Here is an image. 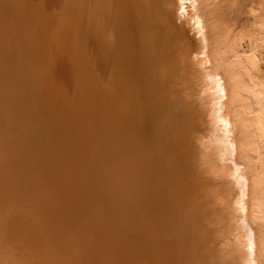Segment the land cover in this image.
Wrapping results in <instances>:
<instances>
[{"label":"bare ground","instance_id":"6f19581e","mask_svg":"<svg viewBox=\"0 0 264 264\" xmlns=\"http://www.w3.org/2000/svg\"><path fill=\"white\" fill-rule=\"evenodd\" d=\"M31 1L33 0H0V121L4 122L3 125L8 126L11 132L14 131L15 135L11 137L6 134L12 140V147L9 148L11 149L15 144L16 146L19 144L18 146L21 148H17L19 152L16 151V153L18 152L19 156H23L21 158L23 161L22 167H14V169L16 168L15 170L18 168L19 171H17L19 175H17V172L14 173V178L16 179L15 185L18 183L21 189L27 185L31 196H36L40 192L39 190H35L40 188H38L39 186H37L36 181L32 179L33 176H28V174L30 172L33 173L31 170L34 168H32V160H34L33 162H36L35 160L39 161L37 158L48 151L50 155L53 154V151L50 152L49 145L46 144L45 139H50L51 134H53V129L48 128L49 122L47 123V120L50 119L51 121V118L55 117H51L49 114L54 110H51L52 108L50 107L51 105H48V101H43L42 95H45L50 102L52 101V105L61 108L60 110H65L69 106H72L73 99L69 97L71 92L69 82L71 83L72 80H68L69 82L66 83L70 86V90L64 84L65 82L63 84L56 83V77L59 74L67 73L69 76L74 77L76 85H78L76 82V79H78L81 88L92 95L93 99L95 98L93 100L95 104L92 102V97L90 101L92 102L93 111L96 110V117L91 113L92 109L91 111L88 110L90 113L85 115L87 113L86 105L84 106L85 109H83L86 113L79 112L78 115L77 112L79 117L77 116V118L73 119L74 115H72V118H70L73 120L77 119L78 121L81 116L83 118L81 124H84L87 116L94 115L95 120H97V124H94L96 122L93 123L94 128L96 125V130L92 129L95 131V136L91 135L92 131L90 128V132L87 131V127H89L88 123L90 122L91 125V122H93L91 117L90 121H85L87 122L85 130L82 127L80 130L82 129L84 132L90 133L89 135L92 136L93 144H96V148L94 149L97 151L92 149L94 150L93 153L89 152V154L92 153L94 155L96 151L94 156L90 155L93 157V159H90L95 161L94 158L98 157L100 160L97 158L96 161L102 162L101 164L98 163L101 169L98 165L92 168L94 170L99 168L100 172H103L102 168H109L112 174L110 184L108 180L100 182V177L99 184L97 183L99 189L95 187L92 190H95V192L100 190L98 193L101 197H97L101 200H98V198L94 201L95 203L97 200L102 202L104 199L103 201H106L110 205L107 204V208L113 209L114 215L111 212L112 217L106 218L108 220L113 219L115 227L113 226L114 223L110 221V224H107L108 220L104 219L102 221L106 223L105 225H108V229L111 228L112 230V228H116L110 233H116L117 235L114 238H117L120 243L122 242L119 248L117 245V248L123 254L121 252V254L118 253L116 249L115 252L118 254L114 253L115 256L119 255L120 257L122 255L125 257L124 259L118 258L119 262L117 263V257L114 256L115 258H113L110 255L114 259V262L116 260V263L119 264L123 259L122 263L124 264H264V172L261 173L262 171L256 170L258 165L255 163L256 160L263 161V163L261 162L263 169L264 142L260 140L264 138V96H261L264 93H258L256 91L257 87H255L251 88L253 91L251 90L252 94L250 93L249 95V93L246 94V90L240 87L241 79L239 80L235 65H242L249 58L242 56V54L240 55L239 51L235 48L232 49V59L228 62L223 59V56L226 58V55H222L224 53L219 51L222 58L220 57V61L217 59L219 63L213 65V53L211 52V44L213 43L210 41L212 39H210L209 33L210 25L206 15L207 12H205L209 5L206 0H40L39 4L41 8L38 7L39 4L37 6L35 4L31 5ZM45 2H48L52 9L51 16L48 18L53 23L49 24L50 28H54L52 32L45 30L47 27L44 23L40 27L36 26V19H40V16L41 18L44 17L42 14L44 6H46ZM47 11L45 10L46 14ZM44 20L46 21L47 19ZM186 23L192 28V31L195 30L200 41L201 52L198 56L195 54L197 56L195 57L196 59L193 57L194 45L191 39L194 37L190 38L188 36L191 35L186 34L184 27ZM54 25L56 28L53 27ZM214 50L216 49L212 51ZM12 52L15 55V58L12 56L15 59L13 61L16 63L11 66L12 63L10 61L9 68L4 69L3 67H6L5 65L9 61L7 57L10 58L13 54ZM215 53L216 51H214ZM5 55L7 56L5 57ZM194 65L200 71L198 72L199 74L202 72L203 76L207 77V81L203 83L204 86L202 88L197 87L199 89L198 91L196 90L197 92L190 93L188 89L193 87V85L191 84L192 86L190 87L188 85H190L189 80ZM246 66L244 68H247ZM211 67L213 70H211ZM10 68L12 70H9ZM5 70H9L10 72H6ZM3 72L5 76H3ZM246 72L248 71L246 70ZM7 74L10 76L11 81H8L10 80L8 77V82H6L5 78ZM197 84L199 86L201 83ZM239 87L244 92L246 91V93L242 91L243 94L241 93V95H246V98L253 96L257 99L259 105L257 106L255 99L254 103L256 105L250 102V98L248 99L249 103L248 101H243V96H241L243 100L238 101L237 90H240ZM68 90L70 91L69 93ZM260 92H263V90ZM257 96L260 98L259 102ZM81 99L84 100V97ZM84 101H81L82 104L85 103ZM91 102L88 103L87 100L88 105ZM243 102L244 104L248 103L246 106L249 111L245 110L251 114L245 112L248 114V117L247 115L246 117L243 116L245 115L244 111H241L242 106H245ZM237 104L242 106H237ZM93 105H96V108ZM236 106L240 107V110ZM88 107L91 108L90 106ZM245 107L244 109H246ZM255 107H258L257 110ZM79 111H82L81 108ZM46 113L49 115L47 116ZM53 114L55 113L53 112ZM83 115L86 116L85 119L82 117ZM64 117L66 118V116ZM59 118L62 121V117ZM53 120L55 121V119ZM203 120L207 121L205 127H208V124L210 125L209 131L203 129L204 127L201 124ZM73 122L75 123V121ZM80 122L78 121L77 123L80 124ZM57 123L60 122L57 120ZM54 124L52 123V125ZM3 125L1 123L0 128ZM65 125L67 126V124ZM58 128L61 129V127ZM49 129L52 131L51 133ZM75 129L76 132H72L74 131L72 130L71 134L74 133L73 135H75L79 131L77 128ZM88 133L83 134L86 135L83 137L85 141H88V139L91 141V137H87ZM68 134L71 136L69 132ZM255 134L259 135L260 138L257 137L258 142H256V139V144L253 139H249L253 138ZM66 135L65 133V138L68 136ZM14 136H16V139ZM79 136L76 135L75 137ZM3 137L0 134V148L2 147V143H4L3 140L6 139H3ZM69 137L62 139L67 141ZM80 137L78 144L82 140ZM248 140L251 141L248 142ZM259 141L263 143V146L260 145V147L262 146L260 150L256 149ZM70 144L72 145V143ZM61 145L64 146V144ZM84 145L86 144L84 143ZM79 146L81 145L79 144ZM88 146H84L86 149H83L87 151ZM90 146L89 148L91 149ZM251 146L253 147L251 148ZM253 149H255L254 153L257 150L259 152L258 155L252 154L255 160L250 157L252 153L250 151H253ZM15 150L12 151L11 149L10 151L14 153ZM71 152L69 153L72 154ZM74 152L75 155L81 154L80 151L78 152V149L74 150ZM83 154L86 155L85 151ZM14 155L16 157L15 153ZM59 156H61L59 158L63 159L61 154ZM82 156L84 157L83 160L89 158L88 156ZM214 156L216 157V164L218 166L216 170L211 169V165H214L212 158ZM5 157L7 158V156ZM85 157L87 158L85 159ZM25 158H29V161H25ZM44 158L40 160L43 162ZM48 158L46 157V160ZM65 158L68 157L65 156ZM10 159L13 160L14 158ZM10 159L7 158V161ZM16 159L18 160V158ZM46 160L44 161L47 162ZM78 160L79 162L82 160L81 156ZM10 161L7 163H11ZM70 162L73 163L74 161L70 160ZM0 163L3 166L5 162ZM50 163L52 162L50 161ZM72 163L68 164V167L70 165L73 168L75 163L73 165ZM84 163L81 167L86 165ZM89 163L87 162V164ZM59 164L63 165V163ZM10 166L13 167L12 164ZM66 166H64V169L68 168ZM14 169L11 170L13 171ZM107 170H105L106 173L109 172ZM62 171L59 172L61 173ZM78 171L75 172L74 170L73 172L78 173ZM83 172L81 171L82 175L85 174ZM96 172L98 175V170L93 173ZM226 172L230 173L228 177ZM7 173L9 174V172ZM88 173L89 175L91 174L89 171ZM10 174L12 173L10 172ZM57 174L59 175V173ZM95 175L93 177H96ZM69 176L68 178L74 177L72 175ZM6 177L5 179L8 178ZM3 178L1 177V179ZM59 178L61 179V177ZM76 178L79 181L81 180L80 176ZM216 178H225L228 180L226 182L229 185L232 183L231 186H228L229 189H226L227 193H236L235 195H238V197L233 195L236 199L232 198L234 200L231 201L232 199L229 200L225 195H219L216 188L213 187V182ZM67 180L70 181L69 179ZM88 182L90 183L89 180ZM47 183H49L48 180ZM81 183L79 184L84 186ZM94 183H91L93 187L96 186ZM67 185L66 189L72 191V186L70 185L71 187H69V184ZM36 186L37 188H35ZM86 188L89 189L88 187ZM86 188L82 190L85 192ZM91 188L90 186L89 190ZM16 189L14 192H16ZM56 189L58 191V188ZM74 190L78 192V189L74 188ZM82 190L79 193H82ZM92 190L87 191L92 192ZM98 193H89L93 195L89 197H93L95 200L94 196L98 195ZM86 195L88 196V193ZM68 196H71L70 193ZM80 199L78 198L76 201L83 202ZM85 199L86 197L83 200ZM88 201V199L85 200L86 203ZM0 203L3 202L1 201ZM6 203L2 207H6ZM86 203H82L81 205L84 207ZM93 204L89 205L90 208ZM48 205L43 207L40 201L38 203L34 201L33 204L26 201L23 206L21 205L22 207H20V204L17 206V203L14 206L21 209H19L23 214L21 216H24L26 219V221L23 220L22 222L25 225L35 224L37 227L35 229L41 231L40 235L43 233L44 235L42 236L46 240L49 236L54 237V233L45 229V223L42 221L43 218L38 219V214L40 212L43 214L42 210L48 209L50 207ZM69 205L71 204L69 203ZM73 205L77 206L76 203ZM98 205L100 206L99 203ZM102 205H104V202H102ZM89 206L85 207V209L89 208ZM93 207L98 209V206ZM104 207L102 206L103 209ZM80 208L79 212L84 216L82 210L84 208L82 206ZM7 209L9 211L10 208ZM67 209L69 211L71 208L68 207ZM2 211L8 212L7 210ZM70 211L68 213L74 212ZM90 211L89 213L92 212ZM79 212L77 210V213ZM93 213L98 214L100 212L94 211ZM97 214L93 215V217L97 216ZM1 215H4V213ZM9 215L11 216V213ZM17 215L19 213L15 215V219L13 218V220H10L8 217V219L6 218L7 223H14L13 225L15 226L13 227L11 224L12 228L10 227L8 230L13 232L10 233L15 234L21 228L19 227L14 231L17 228L15 224L17 223L18 225L20 221ZM91 215H88V217H91ZM103 215L105 217L106 214L103 213ZM6 216L5 214L3 217ZM46 216L48 215L46 214ZM107 216L109 217V215ZM53 217L54 215H51L50 218L52 219ZM77 217L79 218V216ZM77 217L75 216L74 218L76 219ZM84 217L86 218L87 216ZM74 218L72 216V220L70 217V222L68 221L70 225L67 222L69 227L72 223L71 220H75ZM95 219L97 220L99 217ZM52 220L54 221L55 219ZM86 220L88 221V219ZM1 221L3 223L4 220ZM48 223H50V220ZM76 224H80V222ZM6 225H2L3 230L0 229V244L1 242L3 244L6 238H9V236L6 237V229L9 225ZM77 227L79 228V226ZM93 227L95 228V225ZM105 228L107 229V227L103 229L102 226V228L97 230H102L100 232L102 234ZM9 231H7V234H9ZM96 231L93 230V232ZM83 233L87 234L86 232ZM104 233L107 234L106 231ZM14 234L11 236H15ZM85 234L79 237L81 238ZM105 234L102 236L105 237ZM89 235L94 236V233H90ZM91 236L90 238H92ZM90 238H88L89 242H87L89 244L96 237ZM114 238H112L111 244H113ZM104 239L106 240V237ZM122 239L125 241H121ZM16 240H20V238L17 239L16 237ZM16 240L14 239V244ZM95 241H99V239ZM95 241L94 247L98 245V242L96 243ZM123 242H126L124 247H122ZM81 243L86 242L81 241ZM48 244L51 247L52 244ZM67 244L69 243L67 242ZM89 244L86 246L83 244L84 246L82 247L88 246V249H91V252L95 253L96 250L94 251V247H90L92 244L90 246ZM99 244H103V242L99 241ZM54 246L52 245V247ZM13 247H11V250ZM100 247L102 248V246ZM7 248L6 251L8 252L4 249V255L2 254L3 252L0 254L1 256L3 255L2 259L0 258L1 264L7 261L8 258L6 256L9 257L5 253L11 252ZM60 248L63 247L60 246ZM80 248H77L70 255L67 250L64 253L60 252V250H56V252H52L50 249L44 250L42 254H38L41 258L38 257L42 264H79L83 258H87L88 261L91 257L90 250L87 249V252H84L85 250L82 252L83 248L82 250ZM101 248L97 250V253ZM17 249L19 250V248ZM111 249L104 251L102 249L100 252H107L104 254L109 255L108 252ZM15 251L13 250V254H15ZM113 251L114 249L111 252ZM86 253H89L90 257L88 255L86 257ZM97 253L94 255H98ZM9 255L12 254L10 253ZM94 255L92 256L95 257ZM102 255L100 254L99 256L101 257ZM100 257L97 256L95 258L100 259ZM102 257L108 258L105 255ZM3 258L6 261L2 263ZM12 258L16 257L13 256ZM110 258L105 261H109L111 264L113 259L110 260ZM9 259L11 258L9 257ZM18 259L20 260L19 256L15 259L16 262L14 260L15 263L13 261L10 262L17 264ZM92 259L95 260L92 257L89 260L92 262ZM99 261L97 260L98 263H100ZM105 261L102 262L104 263ZM23 262L24 260L22 259L20 262L18 261L19 264H24ZM109 262L107 263L109 264ZM114 262L112 264H116Z\"/></svg>","mask_w":264,"mask_h":264},{"label":"rangeland","instance_id":"374dc122","mask_svg":"<svg viewBox=\"0 0 264 264\" xmlns=\"http://www.w3.org/2000/svg\"><path fill=\"white\" fill-rule=\"evenodd\" d=\"M34 1V0H33ZM33 1H31L32 2V4L31 5H34L35 4V6H37L39 3H40V0H35L34 1V3H33ZM30 2V3H31ZM206 2L208 3V5H209V7L205 10V12H207L206 13V15H207V19H208V22H209V25H210V31H209V33H210V39L212 38L213 39V42H212V39L210 40L211 41V43H213V44H211L212 46V50L213 49H216V50H214V51H216V53L214 54V51H212L211 50V52L213 53V55H212V60H213V65L215 64H217V63H219L218 62V60L217 59H219V61H220V59L222 58V55H226V58H225V56H223V59L224 60H226V62H228L229 60H231L232 59V49H236L237 51H239L238 53H240V55L242 54V56H244V57H248L249 59L245 62V63H243L242 65H235V70L237 71V73H238V77H239V80L241 79V81H240V87H242V89L243 90H246L247 91V93H246V91L244 92L243 90H241V88H240V90L238 91L237 90V93H238V101H240V100H243L242 98H244V100L243 101H248V99L250 98L251 100H250V102L252 103V104H257V106L259 105L258 103H257V99L256 98H254L253 96H251V97H248V98H246V95L244 96V95H241V93H242V91L244 92V93H246V94H248L249 93V95H250V93L252 94V92H250L253 88H255V87H257L255 90L256 91H258V93H264V0H206ZM45 5L46 6H44V12H43V14H42V16H44L43 18H41V16H40V19H36L37 20V22H38V24H37V22H36V26L38 27H40V25L42 26V25H46V31H49V32H52V30L54 29V28H50V26H49V24H53L50 20H48V18H50V16H51V12H52V9H51V6H50V4L48 3V2H45ZM30 7V6H29ZM34 7V6H33ZM38 7L39 8H41V6H40V4L38 5ZM31 8V7H30ZM45 10L47 11V10H50V11H47V14H46V12H45ZM36 11V10H35ZM49 12V13H48ZM45 13V14H44ZM49 16V17H48ZM44 19H47L46 21L44 20ZM40 20H42V21H40ZM41 23V24H40ZM44 23V24H43ZM55 25H56V23H54ZM48 25V26H47ZM55 25L53 26V27H55ZM52 26V25H51ZM44 27V26H43ZM48 27H49V30H48ZM185 32H186V34L187 35H191V36H188V37H194V38H191L192 39V42H193V50H194V52H193V57L195 58V57H197L198 55H199V53L201 52V48H200V41H199V38H198V36L196 35V32H195V30H193L192 31V28H190V26H188V24L186 23L185 24ZM56 28V27H55ZM193 32V33H192ZM197 38V39H196ZM194 39H196L197 40V42H196V40H194ZM217 43V44H216ZM196 44V45H195ZM217 46V47H216ZM218 49V50H217ZM222 51V53H224V54H222L221 55V53L220 52ZM13 54L11 55V57L9 58V57H7L8 59L7 60H9L8 61V64H6L5 66L6 67H3L4 69H8L9 68V64H11V66H13L14 65V63H16V62H14L15 61V55H14V52H12ZM195 54L197 55V56H195ZM217 54V55H216ZM216 55V56H215ZM218 55H221V56H218ZM4 56V55H3ZM7 55H5V57H6ZM12 56L14 57V58H12ZM215 56V57H214ZM219 57V58H218ZM221 57V58H220ZM193 58V59H194ZM13 59H14V61H13ZM196 59V58H195ZM216 59V60H215ZM215 60V61H214ZM11 61V63H9ZM241 64V63H240ZM212 65V66H213ZM247 65V66H246ZM2 66H4V65H2ZM247 67V68H244V67ZM8 67V68H7ZM192 67V66H191ZM191 67H190V69H191ZM12 68V67H11ZM9 69V70H12V69ZM194 68H195V70H194ZM194 68L192 69L193 70V72H194V74H193V72L191 71V77H190V80H189V84L190 85H188V87H190V86H192L193 85V87H191L190 89H188V91L191 93V92H197L199 89H197V87H199V88H202L203 86H204V84L203 83H205L206 81H207V77H205V76H203V74H202V72H201V74H199L198 72H200V71H198V69H197V67H195V65H194ZM9 70H5L6 72H10ZM211 70H213L212 69V67H211ZM246 70L248 71V72H246ZM4 71V70H3ZM12 72V71H11ZM195 73H197V74H195ZM6 74V73H5ZM58 75V74H57ZM56 75V76H57ZM59 75H60V77H59ZM58 75V77H56L57 79H56V83L58 84H63L64 82V84L66 85V87H70L71 88V90H70V88H69V90L71 91H69L68 90V93L70 92V94H69V97H71L72 99H73V104H72V106H69L70 107V109H69V107L67 108V109H65V110H60L61 108H58V107H56V106H54V105H52L51 103H52V101L50 102V100L45 96V95H42L43 96V101L44 102H47L48 103V105H51L50 107L52 108L51 110H54V111H52V113H49L50 115H51V117L53 116H57L58 114L60 115H58L56 118L54 117V118H51V121H50V119H48L47 120V123H48V128L50 127V129L53 131H50V129H49V131H50V133L52 132L53 134H51V138L49 139H45V141H46V144L47 145H49V148H50V152H52L53 154V156L52 155H50V153H49V151L48 152H46V154H43V155H40L41 157H38L37 158V156H36V158L37 159H39V161L38 160H35L36 162H33L34 160H32V163H33V166H32V168L33 169H31L32 170V172L33 173H31L30 172V174H28V176H31L32 177V179L33 180H35L36 181V184H37V186H39L38 188H40V189H35V190H39L40 192H38V194H36V196H31V193H29V191H28V186L26 185V186H24L23 187V189H21L20 188V186L18 185V183L15 185V178H14V173H16L17 171H18V168H17V170H15L14 169V167H22L21 165H22V157L23 156H19L18 154V149L17 148H21L20 146H16V144L14 145V142H13V145L15 146H13V148H11L12 149V151H14L15 150V148H16V150H15V154H16V157H15V155H14V153L12 152V151H10L11 149L9 148V147H12V140H11V138H9L8 136H6V134H8V135H10V137L11 136H13V135H15L14 134V131H12L11 132V129L10 128H8V126H6L5 124V126L3 125V123L4 122H1L0 121V126H1V123H2V127L0 128V134L2 135V137H3V135H4V137H3V139L4 138H6L5 140H3V142L4 143H2V147L0 148V162H5L6 163V165H5V163H3V166L2 165H0V167L2 166V168L0 169V176L3 178V179H1V177H0V200L3 202V203H0L1 205H0V214H2V213H4V215L6 214L7 216L6 217H3L4 215H1L0 216V229L1 230H3L2 229V225H6V223H7V219L8 218H10V220L12 219L13 220V218L15 219V215L16 214H18L19 213V215H17L18 216V218H20V221L18 222V225H17V223L15 224L16 226H17V228H15V230L14 231H16L19 227H21L20 228V230L18 231V232H15V234L14 233H10V232H13V231H9L8 229H10V227L12 228V225L14 224V223H10V222H8L7 223V225L6 226H8L9 225V227L6 229V237H8L9 236V238L7 239L6 238V240L4 241V243L2 244V242H1V244H0V254H1V252H3L4 251V249H5V251H6V248L8 247L9 249H10V253L14 256V257H16V258H12L13 256L12 255H9L10 253H5L6 255H8L11 259H9V257H7L6 255V258H8L7 259V261L6 260H4V258H3V260H2V263H3V261H6L5 263H3V264H9V263H13L14 262V260L15 259H17V256H19L20 257V260L22 259V260H24V264L26 263V264H42L41 263V260H40V258H41V256L40 255H38V254H42V252L44 251V250H49L50 249V251H52V252H56V250H60V252H62V253H64V252H66V250H67V252H68V254L70 255V254H72L73 252H75V250L77 249V248H79V247H81L80 249L82 250V246H84L83 244H85V246L86 245H88L89 243H87V242H89V239L88 238H90V236L91 235H89L90 233L91 234H93L94 233V236H91L92 238L93 237H96V238H94L93 240H91L90 242V244H92V246H90V244H89V246L90 247H94L93 245L95 244L94 243V241L95 240H98L99 239V241L102 243L103 242V244H99V241H95L96 243L98 242V245H95V247H94V251L96 250V252L95 253H97V250H99V248H101L100 246H102V248H101V250L102 251H104V250H108V249H114V251L113 252H111L112 251V249L110 250V252H108L109 253V255L108 254H104V253H107V252H98L97 254L98 255H94L95 253L94 252H91V249H88L89 247L87 246V247H84L83 248V250H82V252L84 251V252H87V249L88 250H90L89 252L91 253V257L92 258H94L95 260L97 259V260H100L99 262L100 263H98L97 262V260L95 261V260H93L92 259V262L89 260L91 257H90V255H88L87 253H86V257H87V255L90 257H88L89 259H88V261H87V258H83L82 259V261L81 262H79V264H108L107 262H109V261H105V260H109L108 258H110L111 256L110 255H112V257L113 258H115V257H117V263L119 262L118 261V258H123L124 259V257L125 256H120L119 257V255L118 256H115V253H122V251H119L118 250V248H119V246H121V244H122V242L120 243V241H118V239L117 238H114V237H116V233H110L113 229H116V228H112V230H111V228H109L108 229V225H105L106 223H104L102 220H108L107 218H110V217H112L111 216V212H112V215H114L113 214V209L112 208H107V202L106 201H103L102 200V202H104V205H105V207H104V205H102V202L101 201H98V200H101L99 197H97V196H100L99 195V191L100 190H98V191H96L97 193H98V195H96V196H94L95 197V200H94V198L93 197H89V196H93L92 194H89V193H93V194H95L96 192H95V190H92L93 188L95 189V187H96V189H97V187H98V184H99V178L101 177V181L100 182H102V181H107L108 180V182H109V184H110V178H111V176H112V174L110 173V171H109V168H102V170H103V172H100V170H99V168L98 169H96V170H94L93 168L94 167H96V165H98V163H102V162H100L99 160V158L98 157H96V158H94L95 159V161L94 160H92L93 159V157L92 156H90L92 153H93V151L94 150H96V149H94V148H96V144H93L94 142H92L93 140H92V136H90L89 134L90 133H88V132H90L89 130L91 129V135H93V136H95V131H93L92 129H95L96 130V125H95V128L93 127L94 126V124H97V120H95V117H96V110H94L93 111V108H92V102H93V100L95 99H93V96L92 95H90L87 91L85 92L84 91V89L83 88H81V85L79 84V80L78 79H76V82H77V84L78 85H76L75 84V79H74V77L73 76H69L67 73L65 74H59ZM65 75V76H64ZM3 76H5L4 75V72H3ZM67 76V77H66ZM69 76V77H68ZM202 76V77H201ZM10 78V76L7 74V77L5 78L6 79V82H8V81H11V78H10V80H8L7 81V78ZM66 77V78H65ZM72 77V78H71ZM201 77V78H200ZM4 78V77H3ZM8 78V79H9ZM194 78V79H193ZM198 78V79H197ZM205 78V79H204ZM5 79H3V80H5ZM192 79L194 80L193 81V83H192ZM196 79V80H195ZM62 80V81H61ZM68 80H72V82L70 83ZM201 80V81H200ZM199 81V82H198ZM204 81V82H203ZM69 82V84H70V86H68L66 83H68ZM10 83V82H9ZM13 83V82H12ZM197 83H201V84H199V86H198V84ZM242 83H243V85H242ZM254 83V84H253ZM256 83V84H255ZM192 84V85H191ZM257 84H258V86L260 87H258L257 86ZM12 85V84H11ZM197 85V86H196ZM253 85H255L254 87H252ZM187 87V88H188ZM67 88V89H68ZM238 88V89H239ZM245 88V89H244ZM252 88V89H251ZM259 88V89H258ZM78 89H80V90H78ZM191 89H192V91H191ZM195 89V90H194ZM261 89V90H260ZM197 90V91H196ZM263 90V92H260V91H262ZM82 91H84V92H82ZM200 91H202L201 89H200ZM199 91V92H200ZM253 91V90H252ZM255 92V91H254ZM253 92V93H254ZM78 93V94H77ZM243 94V93H242ZM85 95V96H84ZM256 95H257V93H256ZM256 95H254V96H256ZM90 98H89V97ZM241 96H243L242 98H241ZM248 96V95H247ZM258 96H259V94H258ZM258 96H257V98H258ZM261 96H264V95H262L261 94ZM76 97V98H75ZM82 97H84V100H82L81 98ZM91 97H92V102L90 101L91 100ZM47 98V99H46ZM75 98V99H74ZM88 98V99H87ZM246 98V99H245ZM262 98V97H261ZM252 99H253V101H252ZM254 99H255V103H254ZM259 99L260 98H258V102H259ZM264 99V98H263ZM263 99H261V100H263ZM77 100V101H76ZM87 100H88V103L89 102H91V104H89L88 105V103H87ZM260 100V101H261ZM81 101H84L85 103H87V104H85V103H83L82 104V102ZM78 103V104H77ZM242 103V102H241ZM240 103V104H241ZM248 103H249V101H248ZM247 102H246V104H244V102H243V104L246 106L247 104H248ZM250 103V104H251ZM85 104V105H84ZM93 104H95L94 102H93ZM239 104V105H240ZM251 104V105H252ZM255 104V105H256ZM83 105V106H82ZM87 105V109H86V111H87V113H86V111H83V109H85V107L84 106H86ZM238 104H237V106H239ZM53 106V107H52ZM77 106V107H76ZM80 106V107H79ZM88 106H90L91 108H89ZM236 106V108H238V110H240L239 108L240 107H237ZM240 106H242V105H240ZM245 106H242L241 108V111L243 110L244 112V114L245 115H243V116H245L246 117V115H247V117H248V114H250V112L248 113V112H246L245 110H247V111H249L248 109H247V106L245 107ZM93 107L94 108H96V105H93ZM244 107L246 108V109H244ZM252 107H253V105H252ZM76 108H79V109H76ZM80 108H81V110L82 111H79L80 110ZM89 108V109H88ZM256 108V110H257V108L258 107H255ZM254 108V109H255ZM91 109H92V111H91ZM88 110H90L91 111V113L92 114H94L95 115V117H94V115H92V116H85V115H87L88 113H90V111H88ZM255 110V111H256ZM51 112V111H50ZM53 112L55 113V114H53ZM59 112V113H58ZM74 112H75V114H76V116H75V114H74ZM77 112H78V115H79V112L81 113V112H83V114L84 113H86L85 115H83L82 117H84V119H85V117L87 118V120L85 119L84 120V124H81L83 121V118H81V116H80V118L78 119V121H81L80 122V124H78L77 122V119L76 120H73L74 118H77ZM248 113V114H246V113ZM66 113H68V114H66ZM242 113V114H243ZM47 114V113H46ZM49 114H47V116L49 115ZM62 114V115H61ZM66 114V115H65ZM69 115V117H67ZM72 115H74L73 116V119H71L72 118ZM80 115H82V114H80ZM89 115H91V114H89ZM251 115V114H250ZM64 116H66V118H70L71 120H73V121H75V123L73 122V121H71L70 119H66ZM59 117H62V121L60 120L61 118H59ZM79 117V116H78ZM90 117H91V120L93 121V122H91L92 124L94 123V122H96V123H94L92 126L90 125V122L88 123V125H89V127H87V122H85V121H90ZM93 117H94V119H93ZM49 118V117H48ZM64 118V119H63ZM53 119H55V121L53 120ZM57 120H58V122H60V123H63V122H65V123H63V124H60V123H57ZM95 120V121H94ZM13 121V120H12ZM67 121V122H66ZM54 122H56L55 124H54ZM69 122V123H68ZM71 122V123H70ZM52 123L54 124V125H52ZM21 124V123H20ZM65 124H67V126L65 125ZM86 124V125H85ZM202 124V127H204L203 129H205V131L206 130H210V125L208 124V127H205V125H207V121L206 120H203V122L201 123ZM204 125V126H203ZM54 126V127H53ZM71 128H70V127ZM73 126V127H72ZM76 126V127H75ZM79 128H78V127ZM93 127V128H91V127ZM58 127H61V129L60 128H58ZM63 127V128H62ZM65 127H67V128H65ZM83 128V130H85V128L87 127V131L88 132H84L82 129L80 130V128ZM72 128H74V129H72ZM75 128H77V130H79V131H77V133H75V135H73L74 133H72L71 134V131L72 130H74V131H72V132H76V129ZM90 128V129H89ZM57 131H59V132H57ZM65 131H64V130ZM70 129V131H68ZM72 129V130H71ZM6 130H7V132H6ZM10 130V131H9ZM2 131V132H1ZM80 131H82V132H80ZM11 132V133H10ZM64 132V133H63ZM68 132L71 134V136L68 134ZM59 133V134H58ZM61 133V134H60ZM65 133L68 135H66L67 137H69L68 139H67V141H69V142H67L65 139L67 138H65ZM82 134V136H81V134ZM87 134L88 133V135H87V137L88 136H90L91 137V141H90V139H88V141L86 140L85 141V139L83 138V137H85L86 135H83V134ZM94 133V134H93ZM53 135V136H52ZM58 135V136H57ZM64 137H63V136ZM79 136L82 140V142L80 141L79 142V144L82 146H79V144H78V141H79V137H75V136ZM61 136V137H60ZM74 136V137H73ZM15 137V139H16V136H14ZM56 137V138H55ZM90 137H88V138H90ZM252 137V136H251ZM257 137L259 138V135H257V134H255L254 135V137L253 138H249V139H253L254 140V143L256 144V142H258V139H257ZM59 138V139H58ZM62 138H65V139H62ZM75 138H77V139H75ZM62 139V140H61ZM71 139V140H70ZM84 139V140H83ZM244 139V138H243ZM246 139V138H245ZM257 139V140H256ZM260 139V138H259ZM39 140V139H38ZM50 140V141H49ZM56 140V141H55ZM59 140H61V141H59ZM252 140V141H253ZM255 140H256V142H255ZM51 142V143H49V142ZM55 141V142H54ZM63 141V142H62ZM71 141V142H70ZM251 141V140H250ZM249 140H248V142H250ZM260 141H263L264 142V138H261V140ZM259 141V144H257L258 145V147H256V149L258 148L259 150L260 149H262L261 147L263 146V143L262 142H260ZM74 142H76V143H74ZM87 142H89V143H87ZM8 143H10L9 144V146H8ZM16 143V142H15ZM53 143V144H52ZM70 143H72V145L70 144ZM83 143V144H82ZM84 143L86 144V145H84ZM260 143H262V144H260ZM61 144H64V146H62ZM68 144V145H67ZM70 144V145H69ZM250 144V143H249ZM59 147H61V148H59ZM75 145V147H73ZM91 147V149L89 148V146ZM253 146H254V144H252ZM260 145H262L261 147H260ZM4 146H5V148H6V151H5V148H4ZM70 146V147H69ZM76 146H77V148H76ZM84 146H88V148H87V151H88V155H87V151L85 150L86 148L84 147ZM94 146V147H93ZM253 146H251V148L253 147ZM44 147V146H43ZM65 147H68V148H66L65 149ZM72 147V148H71ZM250 147V146H249ZM260 147V148H259ZM264 147V146H263ZM74 148H76V149H78V152L80 151L81 152V154L82 155H84V156H88L89 158H87V157H85V159L86 160H83L84 159V157L81 155V154H79L78 152V154L81 156V159L82 160H80V162H79V160L77 161V159L80 157L77 153V155H75V152H74V150H76V149H74ZM79 148H81V149H79ZM83 148H85V149H83ZM59 149H61L62 151H64V152H62L61 150H59ZM69 149H71V150H69ZM92 149H94V150H92ZM56 150V151H55ZM58 150H59V152H60V154L63 156V159H61V158H59V157H61V156H59L60 154H59V152H58ZM16 151H18L17 153H16ZM72 151V152H71ZM85 151V153H86V155L85 154H83V152ZM97 151V150H96ZM96 151L94 152V155H95V153H96ZM254 151H255V149H253V151L251 150L250 152H252L251 153V159L254 157V155H258V153L259 152H255L254 153ZM4 154H3V153ZM10 152V153H9ZM62 152V153H61ZM69 152H71L72 154H70ZM89 152H92L91 154H89ZM250 152H249V154H250ZM9 154V155H7V154ZM22 153V152H21ZM20 153V155H22ZM48 153H49V155H48ZM58 153V154H57ZM254 153V155H252ZM1 154H2V156H1ZM10 154H13V155H10ZM64 154V155H63ZM98 154V153H97ZM249 154H246V155H249ZM4 155V156H3ZM72 155V157H70V156ZM93 155V154H92ZM93 155V156H94ZM212 155H214V154H212ZM5 156H7V158L8 159H10V158H14L15 159V161H14V159L12 160V159H10L9 161L11 162V163H7V162H9V161H7V158L5 157ZM43 156V157H42ZM49 157L48 158V160H46V157ZM55 156V157H54ZM65 156L66 157H68V158H65ZM76 156V157H75ZM253 156V157H252ZM2 157V158H1ZM45 157V158H44ZM83 157V158H82ZM16 158H18V160L16 159ZM42 158H44L43 159V162L40 160V159H42ZM59 158V159H58ZM64 158H65V160L67 161H65L64 160ZM90 158H92V159H90ZM99 159V160H97L96 161V159ZM213 158V164L214 165H211V169L213 168V169H217V164H216V157L214 156V157H212ZM255 158H256V156H255ZM7 161H5V160ZM20 159V160H19ZM50 159V160H49ZM52 159V160H51ZM69 161H68V160ZM91 161L90 163H92L91 164V166H89V160ZM254 159V158H253ZM29 161V158L27 159V158H25V161ZM44 160H46L47 162H45ZM62 160H64V161H62ZM70 160H72V161H74L73 163L72 162H70ZM75 160H76V162L78 163H76L75 162ZM255 160V159H254ZM12 161H13V163H12ZM19 161V162H18ZM41 164H39L38 162ZM41 161V162H40ZM50 161L52 162V163H54V162H56V163H54V164H52V163H50ZM61 161V162H60ZM88 162L89 164H87V162L86 163H84V162ZM99 161V162H98ZM253 161V160H252ZM257 161V162H256ZM255 161V163L258 165V168L256 169V170H259L261 173H263L264 172V167H263V169H262V167L261 166H263L262 165V163H263V161H258V160H256ZM70 162V163H69ZM81 162H83L84 164H86L87 165V167H86V165L84 166V167H81L82 166V164H81ZM94 162V163H93ZM95 162H96V164H95ZM262 162V163H261ZM17 163V165H15ZM35 163V164H34ZM46 163H48V164H46ZM59 163H63V165L64 166H66V168L68 167V164H71L72 163V165L75 163V164H77L75 167H74V165H73V168H71L70 167V165H69V169L67 168V169H64L65 167L62 165V164H59ZM65 163H67L66 165H65ZM1 164V163H0ZM12 164L13 165V167H11L10 165ZM18 164H20V165H18ZM39 164V165H38ZM56 164V165H55ZM61 166V169H60V166ZM94 164V166H92ZM100 164L98 165L99 167H100ZM8 165H9V168H8ZM54 166L55 168H57V169H55L54 167H52V166ZM7 166V167H6ZM36 166V167H35ZM63 166V167H62ZM77 167H81L80 169H81V171L83 172V173H85V174H83L82 175V173H81V171H80V169L79 168H77ZM90 167H91V169H90ZM93 167V168H92ZM6 170H5V169ZM14 169L13 171L11 170V169ZM55 170H54V169ZM75 168H77V169H75ZM84 168V169H83ZM91 170H89V169ZM8 169V170H7ZM59 169V170H58ZM72 169H73V171L75 170V172H77L78 171V169H79V171H78V173H75V172H73L72 171ZM88 169V171L91 173L92 171L93 172H95V171H99L98 172V175H97V172L96 173H91L90 175H89V173H88V171H86ZM100 169H101V167H100ZM108 169V170H107ZM2 170L4 171L3 173L5 174L4 176H3V173H2ZM11 170V171H10ZM65 172V170H66V172L64 173L63 171ZM71 170V171H70ZM105 170H107V171H109L108 173H106L105 172ZM9 172V174L7 173V172ZM59 171H62L61 173L59 172ZM70 171V172H69ZM258 171V172H259ZM10 172L12 173V174H10ZM19 172V171H18ZM17 172V173H18ZM51 172V173H50ZM55 172V173H54ZM87 172V173H86ZM55 175H54V174ZM57 173H59V175L57 174ZM68 173V174H67ZM63 176H62V175ZM86 174H88V175H86ZM96 174V175H95ZM105 174V175H104ZM230 173H227L226 172V175H227V177H228V175H229ZM9 177H8V176ZM17 175H19V173L17 174ZM52 175V176H51ZM69 175H72V177L73 178H68V176ZM75 175H76V177L78 176V178H79V176H80V181H79V179H77L76 177H75ZM96 176V177H98V179H96V177H93V176ZM103 177H102V176ZM110 175V176H109ZM8 178H7V177ZM11 176H12V178H11ZM57 176V177H56ZM89 176V177H88ZM5 177L7 178V179H5ZM59 177H61V179L59 178ZM69 177H71V176H69ZM82 177V178H81ZM84 177V178H83ZM90 177H92V178H90ZM58 178H59V180H58ZM90 178V179H89ZM65 179V180H64ZM67 179H69L70 181H68ZM47 180H48V182L49 183H47ZM76 180H78V181H76ZM88 180L90 181V183L88 182ZM96 180V181H95ZM221 180V181H220ZM223 180H224V182H223ZM42 181V182H41ZM46 181V182H45ZM50 181H54L53 183L52 182H50ZM61 181H62V183H61ZM68 182L67 184H69V187H71L72 186V191H69L70 189H66L67 188V184H66V182ZM86 181V182H85ZM95 182L94 183V185H96V186H94L93 187V182ZM219 181V182H218ZM226 181H228V180H226L225 178H223V179H215L214 180V182H213V187L214 188H216V190L218 191V193H219V195H225L229 200H231L232 198H235L236 199V197H234V196H237L238 197V195H235V194H233V192L232 193H227V190L229 189V187L228 186H231V184L232 183H230V185L226 182ZM65 182V183H64ZM81 182H83V183H81ZM88 182V183H87ZM216 182H218V183H216ZM32 183H33V181H32ZM52 183V184H51ZM64 183V184H63ZM79 183H81L82 185H84V186H81ZM92 183V184H91ZM98 183V184H97ZM216 183V184H215ZM220 183V184H219ZM62 184V185H61ZM73 184H75L74 185V187H73ZM77 184V185H76ZM215 184V185H214ZM30 185V184H29ZM32 185V184H31ZM66 185V186H65ZM71 185V186H70ZM87 185H89V186H87ZM16 186H17V189H16ZM37 186L35 187V188H37ZM44 188H43V187ZM65 186V187H64ZM80 186H81V189L80 190H85V188L86 187H88L89 189H90V186L92 187L91 188V190H92V192H88V191H91V190H89V189H87L86 188V191L84 192L83 190H82V193H79V188H80ZM86 186V187H85ZM19 187V188H18ZM31 187V186H30ZM68 187V188H69ZM78 187V188H77ZM82 187H84V188H82ZM24 188H25V190H24ZM46 188V189H45ZM52 188H53V190H52ZM56 188H58V191H57V189ZM74 188L75 189H78L77 191L78 192H75V190H74ZM15 189H16V192H14L15 191ZM19 189V190H18ZM48 189V190H47ZM98 189H99V187H98ZM227 189V190H226ZM65 190H66V192H65ZM88 190V191H87ZM19 191V192H18ZM51 191H52V193H51ZM76 193V195H74L75 193ZM94 191V192H93ZM41 192H43V193H41ZM70 193V195L71 196H68L69 195V193ZM72 192V193H71ZM88 193V196L86 195L87 193ZM26 193V194H25ZM28 193V194H27ZM49 193V194H48ZM79 193V194H78ZM86 193V194H85ZM5 194V195H4ZM21 194V195H20ZM24 194V195H23ZM53 194V195H52ZM59 194V195H58ZM85 194V195H84ZM30 195V196H29ZM50 195V196H49ZM52 195V196H51ZM81 197H80V196ZM84 195V196H83ZM234 195V196H233ZM2 196V197H1ZM17 196V197H16ZM59 196V197H58ZM82 196H83V199L86 197V199L85 200H91V201H96V199H98L97 200V204L94 202V204H93V202H85V200H83L82 199ZM30 197V198H29ZM31 197H33L32 198V201H31ZM76 197H78L80 200H82L83 202H81V201H79V200H77L78 201V203H77V201H76V199H78V198H76ZM97 197V198H96ZM101 197V196H100ZM19 198V199H18ZM55 198V199H54ZM59 198V199H58ZM66 198H68V199H66ZM103 198V197H102ZM49 199V200H48ZM65 199H66V201H65ZM70 199V200H69ZM238 199V198H237ZM5 202H7L6 203V209L4 208V207H2V205H4V201ZM27 202H29V203H34V201H36L37 203H38V201H40V203L43 205V207H46L48 204V206H50L48 209H43L42 211H43V214L40 212V214H38L39 215V218L38 219H42V221H43V223H45V229H47V231L48 230H50V232H52V233H54V237H51V236H49L48 237V239L46 240V239H44V237L42 236V235H44L43 233L40 235V233H41V231H39V230H36L37 229V227L35 226V224L34 225H28V224H24V222H22L23 220L24 221H26V219L24 218V216H21V215H23L21 212H20V208L19 207H14L15 205H16V203H17V206L20 204V207H22L23 206V204H25L26 203V201ZM234 199H232L231 201H233ZM0 201V202H1ZM55 201V202H54ZM66 202V203H65ZM81 202V203H80ZM86 203V205L87 206H89L90 204H93V205H91V208H90V206H89V208H86L85 209V207H87L86 205H84V207H83V205H81L82 203L83 204H85ZM106 202V203H105ZM58 203V204H57ZM68 203V204H67ZM69 203L71 204V205H69ZM77 204V206H75V205H73V204ZM90 203V204H89ZM98 203L100 204V206L98 205ZM10 204H11V206H10ZM89 204V205H88ZM22 205V206H21ZM57 205V206H56ZM82 206V208H84V209H82L83 210V215L84 216H87L88 217V215L90 216L91 215V213H92V215H91V217H84V216H82V214H80V210H81V206ZM109 205V204H108ZM55 206V207H54ZM71 206H73V207H71ZM75 206V207H74ZM93 206H98V209H95ZM102 206L104 207V209L102 208ZM110 206V205H109ZM2 207V208H1ZM33 207H34V205H33ZM71 208L72 209V211H74L73 213H68L69 211H68V209L67 208ZM77 207V208H76ZM112 207V206H111ZM4 208V209H3ZM7 208H10L9 209V211H10V213H11V216L9 215L10 213H9V211H8V209ZM79 208H80V210H79ZM100 208V209H99ZM12 209V210H11ZM20 209V210H19ZM24 209H25V206H24ZM65 209H66V211H65ZM87 209H89V210H93V209H95V210H93L91 213H89V210L87 211ZM102 209H103V211L105 210V209H107L106 211H102ZM2 210H7L8 212H6V211H2ZM26 210V209H25ZM47 211V213H46V211ZM77 210H78V212L79 213H77ZM112 210V211H111ZM45 211V212H44ZM72 211H70V212H72ZM100 212V213H95V214H97V216H94L93 217V215H95L93 212ZM56 213V214H54V213ZM66 212V213H65ZM107 212V213H106ZM110 212V213H109ZM8 213V214H7ZM51 213V214H50ZM63 213V214H62ZM74 213H76V214H74ZM87 215H86V214ZM103 213L104 214H106L105 215V217H104V215H103ZM109 213V214H108ZM48 215V216H46L45 217V215ZM71 214H72V216H73V218L76 216H79V218L77 217L76 219H83V220H76L75 218V220L74 221H72L73 219H72V216H71ZM80 214V215H79ZM51 215L53 216L54 215V217L52 218V219H55L54 221L50 218L51 217ZM67 215H69V216H67ZM107 215H109V217L107 216ZM16 216V217H17ZM43 216V217H42ZM3 217V218H2ZM8 217V218H7ZM12 217V218H11ZM70 217H71V222L73 223H71V226L69 227V222H70ZM81 217H84V218H81ZM92 217H93V219H92ZM99 217V219H95V218H98ZM107 217V218H106ZM2 218V219H1ZM5 218V219H4ZM7 218V219H6ZM58 218V219H57ZM103 218V219H102ZM114 218V217H113ZM64 219V220H63ZM86 219H88V221L86 220ZM100 219H101V222H100ZM1 220H4L3 221V223H2V221ZM49 220H50V223H48L49 222ZM86 220V221H85ZM58 221V222H57ZM66 221V222H65ZM69 221V222H68ZM77 221V222H76ZM82 221H84V222H82ZM93 221V222H92ZM98 221V222H97ZM112 222V223H114V220L112 219H109L107 222V224H110V222ZM67 222H68V224L69 225H67ZM75 222V223H74ZM78 222H80V224H76V223H78ZM89 222V223H88ZM106 222V221H105ZM5 223V224H4ZM26 223V222H25ZM47 223H48V225H49V227H48V225H47ZM96 223V224H95ZM112 223H111V225H112ZM12 224V225H11ZM23 224H24V226H23ZM57 225V226H56ZM75 225V226H74ZM95 225V228L93 227V226ZM31 226H32V228H31ZM68 226V227H67ZM74 226V227H73ZM77 226H79V228L77 227ZM81 226V227H80ZM101 226V227H100ZM102 226H103V229H104V227H107V229L105 228V230H103V233L101 234L100 232H102V230H100V231H98L99 230V228H102ZM113 226L115 227V223L113 224ZM113 226H111V227H113ZM13 227H15L14 225H13ZM65 227H67V228H65ZM76 227V228H75ZM110 227V226H109ZM36 228V229H35ZM58 228V229H57ZM70 228V229H69ZM72 228V229H71ZM35 229V230H34ZM38 229H39V227H38ZM67 229V230H66ZM87 231H86V230ZM97 231H96V230ZM0 230V231H1ZM52 230V231H51ZM93 230L94 231H96V232H93ZM7 231H9V234H7L8 232ZM34 231V232H33ZM81 231H82V233H81ZM91 231V232H90ZM107 232V234H105L104 232ZM115 232H116V230H114ZM4 232V231H3ZM83 232H86L87 234H85V233H83ZM97 232H99L98 234H97ZM18 233V234H17ZM38 233V235H36L35 236V234H37ZM3 234V233H2ZM15 235L16 237H17V239H19L20 238V240H16V237L15 236H11V235ZM85 234V236H83V237H81V238H83V239H81L79 236H82V235H84ZM103 234H105V237H106V240L104 239L105 237L104 236H102ZM115 234V235H114ZM31 235V236H30ZM86 235H87V237H86ZM89 235V236H88ZM100 235H101V237H100ZM112 235H114V236H112ZM25 236V237H24ZM28 236V237H27ZM41 236V237H40ZM112 236V237H111ZM98 237V238H97ZM104 237V238H103ZM1 238H2V236H1ZM42 238V239H41ZM64 238V239H63ZM80 238V239H79ZM92 238H90V239H92ZM112 238H114L115 240H114V242H113V244H111L112 243V241L111 240H113ZM13 239V240H12ZM14 239L16 240V242H15V244H14ZM40 239V240H39ZM51 241H50V240ZM74 239H76V240H74ZM88 239V240H87ZM110 239V240H109ZM28 240V241H27ZM71 240H74V241H71ZM104 240V241H103ZM43 241V242H42ZM70 241V242H69ZM81 241H83V242H86V243H81ZM108 241V242H107ZM117 241H118V243H117ZM121 241H125V240H121ZM19 242H21V243H19ZM67 242L69 243V244H67ZM107 242V243H106ZM6 243H7V245H6ZM11 243H13V244H11ZM18 243V244H17ZM48 243H51L53 246L54 245H56L57 243V245L56 246H54V247H52V245H51V247L49 246V244ZM106 243V244H105ZM9 244V245H8ZM109 244H111V245H109ZM125 244H126V242L124 243L123 242V245H122V247H124L125 246ZM5 245V246H4ZM10 245H11V247H13L12 248V250H11V247H10ZM17 245V246H16ZM19 245H20V247H19ZM42 245V246H41ZM78 245V246H77ZM80 245V246H79ZM117 245H118V248H117ZM7 246V247H6ZM60 246L61 247H63V248H60ZM75 246V247H74ZM109 247V248H107V247ZM116 246V247H115ZM6 247V248H5ZM15 247H16V249H15ZM22 247V248H21ZM29 247V248H28ZM46 247H48V248H46ZM97 247V248H96ZM105 247V248H104ZM122 247H121V249H122ZM1 248H3V249H1ZM8 248H7V250H8ZM17 248H19V250L17 249ZM24 248V249H23ZM65 248V249H64ZM86 248V249H85ZM107 248V249H106ZM117 250V252H115L116 250ZM13 250H16L15 251V254H13ZM29 250H31V251H29ZM42 250V251H41ZM4 251V252H5ZM57 251V252H58ZM93 251V250H92ZM4 252L2 253L3 255H4ZM6 252H8V251H6ZM17 252V253H16ZM37 252V253H36ZM115 252V253H114ZM32 253V254H31ZM35 253V254H34ZM92 253H94V254H92ZM117 253V254H118ZM120 253V254H121ZM102 255V256H106V257H108V258H105V257H100L99 255ZM123 254V253H122ZM3 255L1 256L0 255V258L2 259V257H3ZM15 255H17V256H15ZM29 255V256H28ZM92 255H94L95 257H100V259L99 258H95V257H93ZM4 256V257H5ZM12 256V257H11ZM40 258H39V257ZM115 256V257H114ZM110 258V260L111 259H113V258ZM5 258V259H6ZM103 258V259H102ZM0 259V260H1ZM13 259V260H12ZM102 259V260H101ZM123 259H122V262H123ZM127 259V258H126ZM125 259V260H126ZM20 260L18 259L17 260V264H19L18 263V261L20 262ZM119 260H121V259H119ZM10 261H13V262H10ZM87 261V262H86ZM90 261V262H89ZM102 261H105L104 263L102 262ZM15 262H16V260H15ZM14 262V263H15ZM94 262V263H93ZM112 262H114V259H113V261ZM112 262H111V264H112ZM121 261H120V263H122ZM126 262V261H125ZM114 263H116V260H115V262ZM116 263V264H117ZM119 263V264H120ZM0 264H1V262H0ZM109 264H110V262H109ZM122 264H124V263H122ZM125 264H127V263H125Z\"/></svg>","mask_w":264,"mask_h":264}]
</instances>
